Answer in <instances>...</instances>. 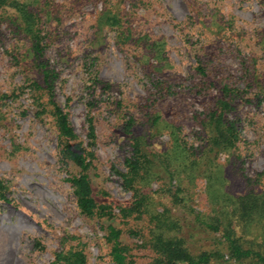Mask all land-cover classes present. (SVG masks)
<instances>
[{
  "label": "rangeland",
  "instance_id": "374dc122",
  "mask_svg": "<svg viewBox=\"0 0 264 264\" xmlns=\"http://www.w3.org/2000/svg\"><path fill=\"white\" fill-rule=\"evenodd\" d=\"M41 1L42 59L56 76V102L96 153L92 179L101 203L132 199L118 173L126 172L132 152L123 130L130 118L152 152L164 153L177 131L190 161L197 159L200 142L193 127L201 128L198 123L213 102L216 89L206 83L211 74L242 91L230 115L231 120L239 116L240 152L219 157L224 176L211 180L212 193L209 171L182 174L170 188L182 183L187 191L182 196L189 194L190 204L210 217L232 209L238 197L264 191V99L256 97L264 88V52L257 38L264 33V0H112L123 20L121 32L98 22L107 0ZM0 15V94L7 96L0 102L5 112L0 118V244L17 252L19 264H56L57 256L69 250L84 251L88 264H116L100 226L80 213L69 182L73 169L62 161L56 129L47 115H38L25 83L28 76L38 77V70L21 21L10 8L0 9ZM89 116L96 124L93 145ZM163 177L149 191L158 205L173 206L170 181ZM233 222L239 225L237 216ZM250 227L237 226L238 236L261 242V232ZM129 236L132 244L139 240ZM133 255L138 264L149 263L152 250L144 246Z\"/></svg>",
  "mask_w": 264,
  "mask_h": 264
},
{
  "label": "trees",
  "instance_id": "16d2710c",
  "mask_svg": "<svg viewBox=\"0 0 264 264\" xmlns=\"http://www.w3.org/2000/svg\"><path fill=\"white\" fill-rule=\"evenodd\" d=\"M41 4V0H0V9L15 10L21 21L20 29L30 43L28 55L34 57L33 65L38 70V77L28 76L25 83L30 84L34 93L38 115H47L56 129L62 161L73 169L69 182L77 207L82 216L98 224L104 232L112 261L116 264H138L133 252L147 246L152 250V257L145 264H264V191L249 192L238 197L232 202V209L223 211L220 217H210L190 204L189 194L182 196L187 193L182 183H178L174 191L170 188L182 174L193 171L204 174L209 171L208 191L212 193L211 180L224 176L220 170L222 166L217 161L219 157L240 152L239 116L231 120L230 115L237 110L236 99L242 97L241 89L225 79H216L212 74L206 77L207 86L216 89V93L213 102L203 113V121L198 123L201 128L197 125L196 129L193 127L195 138L200 142L199 154L193 162L190 161L191 153L182 133L176 131L173 134L171 144L164 153H154L149 149L147 136L137 133L134 118L127 120L123 130L131 141L132 152L125 161L126 172L118 173L124 187L132 193V199L116 205L101 203L92 179V172L97 168L96 153L79 138L68 114L56 102V76L42 59L46 46L38 14ZM106 4L107 9L101 14L99 24L121 32L123 20L118 7L112 0H107ZM1 22L0 15V26ZM257 38L260 50L264 52V33L257 35ZM197 69L205 74L202 67ZM95 83L111 86L98 79ZM256 97L261 98L262 102L264 88H259ZM5 98L6 95L0 94V102ZM3 106L0 104V118L5 113ZM88 129V138L93 145L97 136L92 116L88 117ZM200 134L204 135V139L199 138ZM164 175L170 181L167 192L173 206L165 201L159 206V201H155L149 191L152 182L163 179ZM260 175L264 176V172ZM0 187L3 188L2 183ZM236 216L239 225L233 222ZM237 226L256 228L262 234L261 242L244 241L237 234ZM216 232L220 234L216 236ZM129 234L137 236L139 240L132 244ZM56 264H88L87 254L82 250H69L57 256Z\"/></svg>",
  "mask_w": 264,
  "mask_h": 264
},
{
  "label": "bare ground",
  "instance_id": "6f19581e",
  "mask_svg": "<svg viewBox=\"0 0 264 264\" xmlns=\"http://www.w3.org/2000/svg\"><path fill=\"white\" fill-rule=\"evenodd\" d=\"M17 252L11 249H4V246L0 244V264H19L15 258Z\"/></svg>",
  "mask_w": 264,
  "mask_h": 264
}]
</instances>
